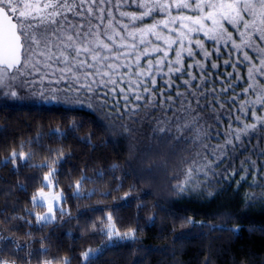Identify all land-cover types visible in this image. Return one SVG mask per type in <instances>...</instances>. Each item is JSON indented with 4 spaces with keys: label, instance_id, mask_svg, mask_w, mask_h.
Masks as SVG:
<instances>
[{
    "label": "snow or ice",
    "instance_id": "6c2138e0",
    "mask_svg": "<svg viewBox=\"0 0 264 264\" xmlns=\"http://www.w3.org/2000/svg\"><path fill=\"white\" fill-rule=\"evenodd\" d=\"M25 100L87 108L96 126L106 132L103 143L119 146L124 158L121 162L117 157L92 175L80 169L75 180L71 171L65 173L72 188L66 195L59 188L60 165L72 153L43 141L68 139L83 122L70 120L66 127L37 131L28 143L47 153L40 164H28L33 152L23 151L25 142L13 133L12 144L21 150L12 147L3 164L11 161L17 173L20 165L47 170L41 186L28 197L33 209L25 207L24 215L17 216L19 205L6 202L12 213L4 222L14 217L32 228L25 216H34L39 228L52 227L39 237V249L28 247L34 239L21 244L14 236L0 235V264H16V259L31 264L37 253H47L52 246L54 229L72 220H77L82 234L104 237L102 243L83 248L78 255L38 259V264H72L73 259L77 264H96L114 240L137 239L141 226L121 225L122 232L115 213L119 202L132 198L135 185L102 208L87 205L73 214L64 206L69 199H90L97 190L82 191V185L105 176L118 183L101 192L103 197L122 188L123 178L131 176L138 184L184 199L214 197L226 191L225 181L236 180L235 174L240 179L228 187L238 191L251 175L252 191L244 192L242 204L264 207V0H0V105ZM5 128L0 126V133ZM92 135L76 139L95 148ZM241 152L246 153L242 158ZM34 182V176H25L14 189L27 195ZM14 189H0V195L11 196ZM37 206L44 210L34 211ZM98 211L103 215L86 217ZM224 215L233 218L230 212ZM155 219V213L148 217ZM179 219L182 226L230 232L240 228L192 216ZM11 228L16 225L6 230ZM190 231L176 233L173 243L186 239ZM10 246L13 255L24 251L23 257L8 259ZM203 264H209V257ZM241 264L254 262L247 259Z\"/></svg>",
    "mask_w": 264,
    "mask_h": 264
},
{
    "label": "trees",
    "instance_id": "16d2710c",
    "mask_svg": "<svg viewBox=\"0 0 264 264\" xmlns=\"http://www.w3.org/2000/svg\"><path fill=\"white\" fill-rule=\"evenodd\" d=\"M227 59V57H223ZM114 100L120 99L114 97ZM94 117L87 108L79 105L68 106L57 105L52 102L47 104L38 100L31 102L12 103L7 107L0 105V126H6L5 132L0 133V189L12 187L17 180L23 182L25 176H34L35 182L27 188V195L24 192L13 190V195L5 197L0 195V208H4V212L0 214V235L14 236L16 240L23 244L27 240H35L28 247L32 249L40 248L39 237L47 234L52 227L51 224L39 228L36 225L34 216H25L26 220H31L33 227L29 226L14 217L8 223L4 222L5 216H11L12 209L5 207V204L11 205L17 203L19 209L16 215H24L23 208L33 209L28 199L35 187L41 186L39 181L42 180V174L46 168H29L27 165H20L19 172L12 170L11 161L6 165L3 164V157L8 154L12 147H16L17 152L21 149L18 144H12L13 133H17L16 139L23 140V151L26 153L33 152L32 158L28 164H40L47 153L44 150L35 149L34 145H30L28 140L36 135L37 131L47 132L49 128L66 127L70 120L82 121V126L69 135L68 139L56 140L53 137L49 140L44 138V143L49 147L59 148L63 146L65 152L71 151L72 155L67 157L62 165H60V183L59 188L64 189L66 195H70L72 188L68 187L69 179L65 175L71 171V179L75 180L80 176V169L84 170V174L92 175L97 168H105L117 159L123 161V154L119 146L112 143H103L107 138L104 129L98 128L93 122ZM42 127L38 128V125ZM91 136V144L81 142L76 137ZM7 142V147L5 146ZM255 143V140H253ZM246 153L241 152V158ZM252 159H257L252 156ZM240 159L235 161V166L239 167ZM264 171V168L261 169ZM117 176L122 173L117 170ZM236 180L240 179L239 174ZM253 177L248 175L238 186V191H234L228 184L235 185L236 180L225 181L226 191L220 192L214 197H191L178 199L173 198L156 188H150L147 185L138 184L131 176L123 178L124 186L114 191L112 195L103 197L101 192L109 188H115L118 181L111 180L109 176H105L103 181L89 183L87 181L82 185V191L89 188L96 189V194L90 199L76 200L69 199L64 205L75 214L78 209H83L87 205H104L113 203V196L120 197L125 191L129 190V185H135L132 190V198L119 202L121 206L115 209L118 227L123 232L129 223L140 225L141 229L137 231L135 240H114L113 246L108 248L96 260V264H203L204 258L209 257V264H241L247 259L253 260L254 264H264V207L254 205L245 208L242 204L243 194L245 191H252L249 188ZM219 187V185H216ZM139 197V200L135 197ZM17 197L19 199H17ZM144 204L145 207L138 208V204ZM158 205V207L156 206ZM43 207L37 206L34 211H42ZM232 213L233 218L229 219L224 213ZM155 213L156 219L149 221L148 217ZM102 212L86 213V217L95 219L96 216H102ZM192 216L196 220H207L212 224L226 225L231 228L234 224H239L240 228L235 232L227 231L225 228H198L190 225L182 226L180 217ZM81 218V223L84 222ZM15 224L16 228L9 229ZM77 220H72L61 227L54 229L50 240L52 246H49L47 253H37L31 260V264H38V259H44L49 256L65 257L69 255H78L79 251L86 247H96L104 240L102 236H91L87 233H81L76 227ZM123 225V226H121ZM191 228L190 232H186V239L173 243V236L176 233L184 232L185 229ZM25 232H32V237L26 236ZM48 246L49 242H44ZM59 246L60 250L57 251ZM165 249L164 254L160 249ZM27 249H25L26 251ZM175 252V255H173ZM3 255V254H0ZM23 257L24 251H20L15 255L12 254L11 246L7 254L8 259H16V256ZM16 264H23L16 259ZM72 264H77L76 259L72 260Z\"/></svg>",
    "mask_w": 264,
    "mask_h": 264
},
{
    "label": "rangeland",
    "instance_id": "374dc122",
    "mask_svg": "<svg viewBox=\"0 0 264 264\" xmlns=\"http://www.w3.org/2000/svg\"><path fill=\"white\" fill-rule=\"evenodd\" d=\"M27 101H29V100H25V101H23V102H27ZM30 101L33 102V101H35V100H30ZM16 103H20V102H15V104H16ZM45 190H47V189H45ZM43 210H44V209H43ZM43 210H42V211H43ZM42 211H41V212H42Z\"/></svg>",
    "mask_w": 264,
    "mask_h": 264
}]
</instances>
